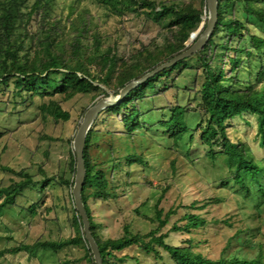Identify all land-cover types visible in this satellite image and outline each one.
<instances>
[{"label":"trees","instance_id":"obj_1","mask_svg":"<svg viewBox=\"0 0 264 264\" xmlns=\"http://www.w3.org/2000/svg\"><path fill=\"white\" fill-rule=\"evenodd\" d=\"M58 1L0 0V85L13 83L19 96L63 95V100H69L78 94L96 90H100L99 96L103 97L108 96V90L118 95L131 81L142 78L187 50L194 43L190 41L191 35L199 31L202 23L206 24V3L198 7L184 0H95L116 16L132 13L160 26L161 42L157 38L149 43L137 41L139 47L135 52L123 57L114 45L105 43L99 29L92 25L88 10H82L72 17L77 8L73 1L66 5L69 12L64 15L65 5H59ZM239 7L247 19H255L264 29V0H217V21L213 34L206 45L191 57L198 59L204 75L199 89L200 108L208 118L205 125L199 127L200 139L210 149L213 158L214 147L219 148L217 153L223 156L231 169L229 176L235 195L253 202L258 212L264 204V163L245 141L233 136L229 129L234 118L242 112L254 113L258 120L259 145L264 148V31H252L249 23L238 16ZM247 37L249 45H243ZM188 58L156 73L131 90L122 102L105 109L87 134L83 152L85 181L82 202L102 264H122L125 260L122 252L131 246L155 257H159L158 249H161L172 264H264V249L260 245L254 257L227 254L234 239L239 240L241 234L246 236L250 233V227L238 213L234 220L228 212L225 217L210 216L217 207L225 210L231 206L240 207L236 199L228 202L210 196L201 201L193 200L189 205L180 203L168 211L156 205L155 218L145 217L155 226L144 234L131 231L130 226L125 224L121 235L104 236L100 223L93 220L91 206L100 198L116 196L115 170L120 162L124 160L130 165L143 161L129 146L133 132L142 127L138 101L145 98L148 90L158 89V79L185 66ZM54 74L60 77L55 78L52 76ZM40 109L44 117L50 116L55 122H66L71 117L59 101L50 100ZM187 112L183 106L176 104L170 109V118L160 122L164 133L175 145L189 129L185 120ZM104 113L116 115L124 133L120 145L123 144L126 150L124 155H117L111 160L108 175L89 153L93 134L106 124V118L102 116ZM75 164L74 153L69 162L72 179H59L70 188L74 184ZM0 169L20 177L19 180L12 179L6 186L0 185V213L4 206L15 205L17 197L29 186L40 184L46 187L55 181L42 168L39 169L42 178L38 181L26 169L17 171L8 166H1ZM179 208L183 210L181 224L172 221ZM74 210V236L57 240L37 239L31 244L21 242L1 249L0 260L22 251L33 253L39 248L58 251L80 245L85 247L90 264H95L86 240L83 218ZM32 211L35 212L34 207ZM169 223V230L161 232ZM211 223L222 224V227L234 231L231 236L222 233L221 237L226 241L217 257L209 254L210 241L203 237L209 232ZM178 233L183 237L176 240ZM171 235L173 241L168 242ZM60 264H70V261Z\"/></svg>","mask_w":264,"mask_h":264},{"label":"rangeland","instance_id":"obj_2","mask_svg":"<svg viewBox=\"0 0 264 264\" xmlns=\"http://www.w3.org/2000/svg\"><path fill=\"white\" fill-rule=\"evenodd\" d=\"M73 1L77 8L72 17L82 10H88L92 25L99 29L105 43L114 45L123 57L135 52L139 47L137 41L149 43L154 38L158 42L162 41L158 24L145 21L132 13L116 16L95 0H59L58 3L66 7ZM184 1L198 7L206 3L205 0ZM65 7L63 13L67 15L69 11ZM238 16L243 22L249 23L252 31H264L255 19H247L240 7ZM242 44L249 45V38ZM202 71L198 59L190 57L185 66L158 79V89L148 90L145 98L138 101L142 127L133 132L129 146L143 161L130 165L124 160L120 162L115 170L116 196L100 198L93 204L92 217L100 223L104 236L121 235L125 224L130 226L131 231L144 234L155 226L145 217L155 218L156 205L168 211L180 203L189 205L193 200L201 201L210 196L228 202L236 199L240 207L231 206L226 210L217 207L210 216L225 217L228 212L234 220L238 213L250 227V233L246 236L241 234L239 240L234 239L230 253L227 254L254 257L259 245L264 249V204L257 212L253 202L235 195L229 176L231 169L223 156L217 153L219 148L214 147L213 158L210 149L200 139L199 127L204 126L208 118L200 108L199 89L204 81ZM52 76L60 77L57 74ZM108 93L113 94L109 90ZM99 95L100 90L78 94L69 100H63V95L33 94L25 97V94L19 96L15 93L13 83L0 85V167L8 166L17 171L26 169L35 181L42 178L39 171L42 168L48 177L55 178L46 187L40 184L29 186L17 197L15 205L3 207L0 213V250L21 242L31 244L37 239L57 240L75 235L72 188L62 184L59 179L63 177L71 180L73 177L69 168L74 154L72 141L86 110L103 98ZM50 100L59 101L63 109L70 113L68 121L55 122L50 116L44 117L40 106ZM176 104L188 111L185 120L189 128L177 145L173 144L160 125L161 121L170 118V109ZM102 116L106 118V124L93 134L89 153L92 160L100 164L108 175L111 160L117 155H124L126 150L123 144L120 145L124 133L116 115L104 113ZM229 131L245 141L254 155L264 163V148L259 145L258 120L254 113L245 111L236 116ZM12 179L19 180L20 177L0 169V185L6 186ZM224 183L226 185L222 186ZM182 212L179 208L172 221L181 224ZM170 225L165 226L161 232L168 231ZM208 231L203 237L210 241L209 254L217 257L226 241L221 237L222 233L231 236L234 231L215 223H211ZM182 237L178 233L175 239ZM172 241L171 235L168 242ZM158 250L159 257H155L131 246L122 252V258L125 259L122 264H172L168 255ZM85 254V247L80 245L58 251L39 248L33 253L22 251L15 256H7L0 260V264H60L65 261H70V264H90Z\"/></svg>","mask_w":264,"mask_h":264},{"label":"water","instance_id":"obj_3","mask_svg":"<svg viewBox=\"0 0 264 264\" xmlns=\"http://www.w3.org/2000/svg\"><path fill=\"white\" fill-rule=\"evenodd\" d=\"M205 2L207 6V15L204 17L206 19V24L202 23V26L199 29V31L191 35L190 41L191 42L194 41V43L187 50L176 55L169 61L162 63L154 70L146 73L142 78L133 80L130 83H128L125 87H123L120 90L118 95L108 93L109 96L100 98L96 102H94V104L86 110L83 116V120L72 141L73 152L75 153L76 156L74 184L72 187V197H73L75 209L78 211L79 215H81V217L83 218L86 240L89 243V247L93 254L95 264H102L101 254L94 238L92 237L89 231V224L87 222V217L82 202V189L85 181V165H84L83 152L86 144L87 134L91 129V127L93 126L99 114L102 113L105 109L119 104L120 102L123 101L124 97L131 90H133L140 84L144 83L148 78L152 77L156 73L166 68L173 66L174 64H176L177 62L183 59L191 57L193 54L200 51L206 45L209 38L213 34L217 21V0H205Z\"/></svg>","mask_w":264,"mask_h":264}]
</instances>
